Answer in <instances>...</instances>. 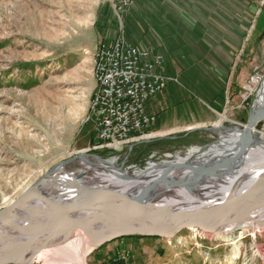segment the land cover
<instances>
[{
    "label": "rangeland",
    "instance_id": "1",
    "mask_svg": "<svg viewBox=\"0 0 264 264\" xmlns=\"http://www.w3.org/2000/svg\"><path fill=\"white\" fill-rule=\"evenodd\" d=\"M111 6V0H0V209L56 173L72 181L93 176L92 169H82L81 160L95 166V159L109 164L115 158L114 168L139 174L148 171L152 160L157 165L181 164L176 162L177 154L219 142L220 128L223 132L247 125L264 80V34L260 51L250 58L242 75L236 99L240 105L234 116L221 120L203 138L144 145L139 142L147 138L146 130L118 143L96 139L94 62L103 24L116 22L110 15ZM210 28L209 21L197 19L194 32L204 35ZM196 60L179 52L175 57L178 70L165 73L177 84H188L196 73L180 68ZM257 76H261L259 82ZM260 125L253 134L264 138V119ZM73 157L77 158L65 164ZM130 236L94 248L87 263L112 259L117 264H264V227H238L224 237L185 229L172 237L154 239L159 243L156 249L142 254L133 245L145 240ZM121 250L125 251L121 255L133 252L123 259L118 258ZM24 255L20 252L0 264H48L38 254Z\"/></svg>",
    "mask_w": 264,
    "mask_h": 264
},
{
    "label": "bare ground",
    "instance_id": "2",
    "mask_svg": "<svg viewBox=\"0 0 264 264\" xmlns=\"http://www.w3.org/2000/svg\"><path fill=\"white\" fill-rule=\"evenodd\" d=\"M94 63V75L98 82L97 53ZM260 80L261 76L255 78L257 82ZM95 93H98V84ZM263 111L264 80L252 115L255 117ZM246 127L247 125L237 126L223 132V128H220L219 142L206 147L195 146L188 153L177 154L176 162L181 163L179 165L172 164L174 161H170V165H157L152 160L149 162L148 171L132 174L130 171L114 168L112 165L115 158L108 162L109 164L95 159V166L81 160L82 169L86 171L92 169L93 176L72 181L63 179L56 173L38 186L28 188L33 198H39L50 206H58L96 191L138 192L152 181L164 176L183 183L172 185L164 180L156 183L145 195L148 200L147 206H140L125 199L121 201L125 203L124 205L104 204L88 212L81 209V212L70 214L61 220L39 217L33 213L34 208L24 203L20 208L30 211L31 214L0 221V263L8 262L23 252L25 258L38 254L44 257L48 264H88L86 258L99 245V237L120 234L128 229L156 230L158 229L156 216L183 220L198 214L217 221L222 219L224 220L222 224L215 227L210 225L211 227L205 230L220 237L226 236L238 227H264V185L250 188L252 183L264 174V138L253 134L255 126L251 130L253 139L244 160L224 170L225 174L222 177L196 176L197 172L185 166L187 164L207 166L223 158H232L241 146ZM146 130L148 129L144 131ZM134 135L136 134L97 139L102 142L118 143L128 141ZM185 161L188 163H183ZM87 213L89 214L85 220L78 226L68 227L65 224L67 219H79L81 215ZM237 256L238 251H235L234 258Z\"/></svg>",
    "mask_w": 264,
    "mask_h": 264
},
{
    "label": "crops",
    "instance_id": "3",
    "mask_svg": "<svg viewBox=\"0 0 264 264\" xmlns=\"http://www.w3.org/2000/svg\"><path fill=\"white\" fill-rule=\"evenodd\" d=\"M110 15L116 22L103 24L100 42H111L122 33L128 44L161 53L164 73L178 70L175 57L179 52L197 57L195 63L180 68L196 73L188 84H177L171 78L163 91L149 100L147 111L154 120L145 133L147 138L139 143L203 138L221 120L234 116L240 105L236 99L242 75L261 48L264 0H134L123 14L111 6ZM197 19L211 23L204 35L194 32ZM144 240L133 245L141 254L159 244L154 238ZM126 253L118 258L125 259Z\"/></svg>",
    "mask_w": 264,
    "mask_h": 264
},
{
    "label": "built area",
    "instance_id": "4",
    "mask_svg": "<svg viewBox=\"0 0 264 264\" xmlns=\"http://www.w3.org/2000/svg\"><path fill=\"white\" fill-rule=\"evenodd\" d=\"M111 1L118 14L134 2ZM96 53L98 93L92 102L96 139L141 136L154 120L147 111L149 100L171 80L163 72L164 56L150 47L128 44L122 33L111 42L101 41Z\"/></svg>",
    "mask_w": 264,
    "mask_h": 264
},
{
    "label": "water",
    "instance_id": "5",
    "mask_svg": "<svg viewBox=\"0 0 264 264\" xmlns=\"http://www.w3.org/2000/svg\"><path fill=\"white\" fill-rule=\"evenodd\" d=\"M263 119H264V111L255 117H253L252 111H251L250 118L247 123V127L245 128V131H244L241 146L238 152L232 158L231 157L223 158V159L218 160L216 163L207 165V166H193L190 164H187L185 166L197 172L196 176L203 175V176L222 177L223 174H225L224 170H226L227 168H231L234 165H237L244 160V156L246 155V152L249 149L251 140L253 139V136L251 135V130L254 126L260 127L261 126L260 121H262ZM75 158L77 157L68 159L67 161H65V164L70 163ZM163 180L166 183H169L172 185L183 184V183H180L179 181L168 178V176H164V177H160L152 181L151 183L146 185L143 189H141L138 192L125 191V192L117 193L116 191L115 192L107 191V192L101 193L100 191H96V192H91L86 197H81V198L76 199L75 201H69V202H66L58 206H50L49 204L41 201L39 198H33V195L30 193L31 190L28 189L23 194H21L16 200H14L11 204L0 209V221L6 218H18V217L28 216L29 214H31L30 211L20 208L21 205L24 203L34 208L33 213L39 217H50V218H56L60 220L63 219L64 217H67L70 214L77 213L81 209L86 210L88 212L91 209L93 210V208L101 207L104 204L124 205L125 203L121 201L125 199H128V201L134 204H138L140 206L141 205L147 206L148 200L145 198L146 193L149 192L156 183L161 182ZM262 185H264V174L260 175L256 179V181L252 183L250 188L260 187ZM88 214L89 213L81 215L79 219H67L65 224L68 227L78 226V224L82 223L85 220ZM156 217H157V222H158V229L156 230L155 229H128L125 232H121L120 234L105 235V236L98 238L99 240L98 246L110 240H113L119 236H122V235H136V234L138 235L139 234V235H144V236L158 235L161 237H164V236L172 237L185 229L206 230V229H209L208 227L210 225H213V227H215L224 222V220L222 219L221 221H217L216 219H212L211 217H206V216H202L198 214H193L183 220H172L164 216H156Z\"/></svg>",
    "mask_w": 264,
    "mask_h": 264
},
{
    "label": "trees",
    "instance_id": "6",
    "mask_svg": "<svg viewBox=\"0 0 264 264\" xmlns=\"http://www.w3.org/2000/svg\"><path fill=\"white\" fill-rule=\"evenodd\" d=\"M95 140V144H98V143H96V139H94ZM180 139L179 138H177V139H175V140H159L158 141V143L159 142H166V143H170V142H176V141H179ZM130 237H132V238H139V239H145V238H154V239H159V238H161V236H158V235H154V236H144V235H132V236H130ZM109 263H116L115 261H109ZM117 264V263H116Z\"/></svg>",
    "mask_w": 264,
    "mask_h": 264
}]
</instances>
